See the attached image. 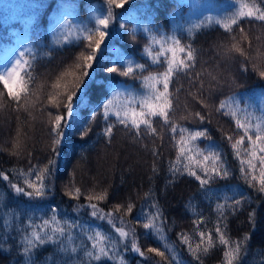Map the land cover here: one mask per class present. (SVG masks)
<instances>
[{
    "label": "trees",
    "instance_id": "obj_1",
    "mask_svg": "<svg viewBox=\"0 0 264 264\" xmlns=\"http://www.w3.org/2000/svg\"><path fill=\"white\" fill-rule=\"evenodd\" d=\"M110 7L111 35L102 44V51L97 52L92 79L86 81L74 100L73 113L68 114L65 89L73 87L75 76L82 74L83 56L91 53L79 29L94 28L96 18L106 16ZM257 8L264 11V0H128L122 8L106 0H0V74L7 50L14 48L19 54L28 50L23 58L27 63L21 69L24 91L20 99L8 96L0 82V172L26 188L24 180H34L35 172L56 156L50 134L55 116H65L69 121L58 163L46 180L50 191L45 199L16 196L0 176V264H25L18 244L22 230L30 222L39 224L42 218H48L51 207L58 208L61 221L77 222L88 231L71 230L72 243L64 240L68 251L61 252L58 244L43 246L35 252L32 264H96L85 255L91 247L87 235L93 229L117 241L126 264H226L223 253L235 247L237 241L243 243L234 264H264V193L259 191L264 180L259 157L264 153L257 149L256 157H252L253 146L244 129L237 127V121L251 126L248 135L253 140L255 125L264 128V79L260 77L264 71V21L246 15ZM64 19L70 23L65 25ZM121 23L125 28L119 27ZM225 23L228 28L223 26ZM154 37L165 39L155 43ZM173 48L184 49L176 55L189 68L173 72L167 93L160 96ZM189 50L193 61L187 60ZM126 60L133 62L132 76L120 74L126 71L127 65H121ZM77 64L81 67L77 68ZM136 64L143 67L136 68ZM112 66L117 67V72L108 73L106 68ZM145 77L150 78L148 83L155 84L149 103H167V123L160 115L146 117L155 131L141 125L137 135L130 124L126 127L110 115L108 123L114 127L109 140L101 134L106 126L104 118L97 115L91 121V132L81 138L75 129L89 123L97 98H105L100 94L101 85L106 94L115 90L123 93L112 97L114 109L130 104L140 111V101L151 91ZM52 97L59 101L58 106L50 103ZM221 101L226 102V107L218 111ZM197 112L205 117L203 122L195 115ZM181 128L207 129L211 140L201 138L197 145L201 149H218L231 173L229 178L211 185L216 193L211 198L200 191L194 177L186 173L173 177L169 172L170 164L177 160ZM241 137L242 143L233 149ZM186 162L182 158L180 167ZM245 174L254 186L249 185ZM76 189L81 193L78 199L66 194L74 196ZM234 192H242L250 199L235 209L228 207L231 202L223 197ZM105 193L106 199H95ZM88 197H93L91 202L104 212H114L117 224L124 219L122 227L134 231L143 258L131 252V239L125 252L114 229L106 221L93 219L90 209L72 211L77 204L89 203ZM190 202L195 211L189 207ZM128 203L134 205L131 214L126 213ZM217 203L225 204L223 215L216 210ZM117 205L122 206L119 211ZM153 205L162 212L163 240L143 228L146 221L137 223L142 209L155 212ZM9 212L12 227L5 232L3 223ZM253 212L254 223L250 216ZM217 226L226 228L229 245L220 244ZM200 232L205 233L203 239ZM249 234L250 239L244 241ZM209 235L212 245L204 252ZM183 236L188 237L187 243ZM165 243L171 250L164 247ZM73 246L76 253L71 252ZM150 247L164 252V256L149 252ZM190 248L197 250L198 259ZM100 264L113 262L102 260Z\"/></svg>",
    "mask_w": 264,
    "mask_h": 264
},
{
    "label": "snow or ice",
    "instance_id": "obj_2",
    "mask_svg": "<svg viewBox=\"0 0 264 264\" xmlns=\"http://www.w3.org/2000/svg\"><path fill=\"white\" fill-rule=\"evenodd\" d=\"M109 5H115L116 8H122L128 0H106ZM241 16L245 15V13H240ZM248 17H252L255 15V18L261 21H264V11L260 10L259 8L255 9L254 11H249L246 13ZM113 18V11L111 7L108 9V13L106 16L97 17L95 20V27H88V28H81L79 31L83 33V38L87 40L88 47L91 48V53L84 55L83 59L85 63L82 67V74L75 76L74 85L71 89L66 88L65 92L67 102L64 104V107L67 110L68 114H72L74 111V100L78 97V93L83 90L86 85V81L92 79V72L95 71L94 67V60L97 56L98 51H102V44L105 43L106 37L111 35L110 29V21ZM70 21L68 19H64V24L68 25ZM232 23L235 24L236 20L233 19ZM225 28H228V24L223 25ZM121 29L125 28V25L121 23L119 25ZM70 35V33H69ZM65 39H68V35L65 36ZM165 38H161L160 40H156L155 37L153 38L155 43H162ZM167 39H174V38H167ZM174 42L178 45L179 40H174ZM235 47V45L233 46ZM240 51L239 48L236 49ZM28 51L27 49L20 52L19 57L16 59L15 63L11 66V68L6 69L7 76L0 74V82H3L4 87L7 89L8 96L13 97L14 99H20V93L24 91L23 81L21 80V69L27 63L23 58L25 56V52ZM177 51L183 52V48H173L171 49L172 57L167 61L168 63V70L164 74V93H160V96H163L168 91V80L169 77L172 76L173 72L180 71V70H187L189 68V64L185 63L184 59H180L177 57ZM150 54V53H149ZM187 60L193 61L194 56L191 50L187 53ZM127 65L126 71L120 73L123 76H132L133 75V62L131 60L122 61L121 65ZM77 68L81 66L79 64L76 65ZM136 68H142L143 65L136 64ZM106 71L108 73L117 72V67H107ZM260 77L264 79V71L260 72ZM149 77H145V83L147 88L150 91V95L144 97L143 100L140 101V111H136L135 108L131 107V105H125L120 108H115L113 105V98L115 96H120L123 93L120 90H115L110 94L105 93V86H100V94L104 96V99L97 98L96 101V109L95 111L90 114L89 116V123L87 125H82L81 127L76 128L75 130L79 132L81 138L87 137L88 134L91 132V121L96 119L97 115H102L104 118V122L106 126L102 129L101 134L110 140L112 133H113V124L108 123V119L110 115H115L116 120L126 127L131 125L132 128H135L137 131V135H139V130L141 125L147 126L151 131H155L152 129L151 123L149 119L146 117L160 115L164 118L165 123L168 122V114L166 112L167 103L165 102L162 105H153L149 103V99L151 94L154 93L155 84L148 83ZM155 79V78H152ZM57 88L60 87L59 84L56 85ZM159 99V96L156 97ZM233 98H230L232 100ZM50 103H55L58 106L59 101L56 100L55 97L50 98ZM226 107V102L221 101L219 110H222ZM147 108V111H145ZM102 109V111H101ZM227 114V113H225ZM234 114V113H233ZM197 117L200 118L201 122L205 119V117L201 116L199 112L195 114ZM69 124V121L65 116L56 115L55 120L52 124L51 135L54 137L52 141V151L56 153L54 159H50L48 164L45 168L39 169L35 172V178L33 179H25L24 184L27 186L21 187L18 186L17 183H13L9 180V177L0 172V176L3 177L5 181H8L11 189L14 190V194L16 196H23L27 197L29 200H43L47 197L50 189L46 184V180L49 176L52 175L53 170L56 168V165L59 160V151L60 146L64 142V138L67 137L68 131L66 127ZM237 127L243 128L245 135L248 137L249 142L253 146V150L250 153L252 157H256V150L258 149L261 153H264V128L260 125H255V140L252 139L251 135H248L250 131V127L247 124H241L237 121ZM173 132L176 131L175 126H173ZM181 139L178 142V154L177 160L175 163L170 164L169 172L170 174L175 177L176 175L180 174H187L190 177H194L195 180L199 184V189L202 193H204L206 198H211L216 195L214 190L212 189L211 185L215 183L216 180H224L230 177L231 173L227 168L224 160L222 159V153L216 149L215 147H208L207 149H201L197 145V141L201 138H205L207 140H211V136L208 133L207 129L204 130H188L186 128H181ZM187 134L186 136L184 134ZM243 141V137L240 140H237L235 144L232 145L233 149L237 148V145L241 144ZM259 141V144H257ZM155 154V153H154ZM239 155V152H237ZM187 161L183 164V168L180 167L181 159ZM259 161L262 167H264V155L259 157ZM243 163V162H242ZM249 167H252L251 161L248 162ZM156 171V169H153ZM241 172L245 173V169L241 167ZM31 175V173H30ZM261 176L264 177V171L261 172ZM244 178L247 180V175L245 174ZM253 180L255 177L252 178ZM250 186H254L251 180H247ZM31 189V191L27 190ZM259 191L264 193V180L260 182ZM73 199H78L80 196V190L76 189L75 195L73 196L71 193H66ZM237 195L240 198H236ZM107 198V194H101L95 196L97 201H102ZM93 197H88L89 203L87 204H77L73 207L72 211L75 213H79L81 209L87 208L90 209L89 215L98 221H106L114 232L119 237V244L123 247L124 251H128V240L131 239V246L130 250L133 253L139 254L141 258L144 257V253L141 251L138 243L135 239L134 231H126L125 227L118 226L117 218L114 212H104L103 209L98 207L97 203H92L91 200ZM224 200L230 201L231 203L228 204V207H232L235 209L237 206L243 204L246 199H250L249 197L243 196L242 192H234L233 195H225L223 197ZM121 205H117L116 209L119 211L121 209ZM155 208V212H149L147 209L141 210V216L137 218V223H141L142 221H146L142 223L143 228L146 231H152L158 239L163 240L164 237L161 234L162 229L161 226L163 223L162 212L160 209L153 205ZM189 207L195 211V206L189 203ZM225 208V204L217 203L216 210L221 212L223 215V210ZM134 210V205L132 203H128L126 206V213L131 214ZM57 207H51L50 215L48 218H42L41 223L36 224L35 222H30L26 226H24L22 230V235L18 241L19 247L21 249L20 255L25 257V264H32V258L35 252L42 248L47 244H58L60 245V251L65 252L68 251L67 248L64 247V240L67 239L68 243H72V231L73 229H81L82 231L87 232L88 229H85L83 225L69 220L61 221L58 219ZM250 216L253 218L254 223V216L255 213H250ZM119 225H123L125 223L124 219H119ZM3 227L5 232H8L12 227V219L11 213L9 212L8 218L4 220ZM21 231V229H17ZM94 232V234H92ZM216 232L219 234V242L221 245H229V240L226 239L225 232L226 228L222 229L221 227L217 226ZM201 238L203 239L205 233H199ZM7 239V236H5ZM87 239L91 241V247L85 251V255L89 258L90 261H95L96 264H100L102 260H107L113 262V264H126L123 254L117 248V241L112 238L111 235H106L102 230L93 229L87 235ZM250 239V234L244 237V241ZM183 241L187 243L188 237L183 236ZM241 241H237L235 247H231L230 250L225 251L223 256L226 258V264H234L235 260L239 259L241 247ZM212 245V237L211 235L208 236V247L204 248V252H207ZM165 248H169V246L165 243ZM169 250H171L169 248ZM77 248L75 246L71 247V252L76 253ZM149 252H155L159 256H164V252L158 251L156 248H149ZM190 251L194 256H196V249H191ZM119 257V259H117ZM198 259L199 257L196 256Z\"/></svg>",
    "mask_w": 264,
    "mask_h": 264
},
{
    "label": "rangeland",
    "instance_id": "obj_3",
    "mask_svg": "<svg viewBox=\"0 0 264 264\" xmlns=\"http://www.w3.org/2000/svg\"><path fill=\"white\" fill-rule=\"evenodd\" d=\"M24 8H25V6H24ZM17 11H18V9L15 10V12H17ZM16 50L17 49H14V48L7 50L6 57H5L3 64H2V75L7 76L6 69L11 68V66L15 63L16 59L19 57V51L17 52ZM118 226H122V225H119V223H118Z\"/></svg>",
    "mask_w": 264,
    "mask_h": 264
},
{
    "label": "bare ground",
    "instance_id": "obj_4",
    "mask_svg": "<svg viewBox=\"0 0 264 264\" xmlns=\"http://www.w3.org/2000/svg\"><path fill=\"white\" fill-rule=\"evenodd\" d=\"M54 17V16H53Z\"/></svg>",
    "mask_w": 264,
    "mask_h": 264
}]
</instances>
